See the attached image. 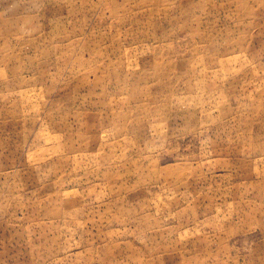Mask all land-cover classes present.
<instances>
[{
  "label": "rangeland",
  "instance_id": "obj_1",
  "mask_svg": "<svg viewBox=\"0 0 264 264\" xmlns=\"http://www.w3.org/2000/svg\"><path fill=\"white\" fill-rule=\"evenodd\" d=\"M0 264H264V0H0Z\"/></svg>",
  "mask_w": 264,
  "mask_h": 264
}]
</instances>
